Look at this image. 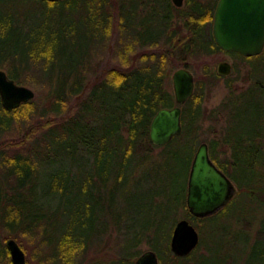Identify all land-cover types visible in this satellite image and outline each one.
<instances>
[{
  "label": "trees",
  "instance_id": "16d2710c",
  "mask_svg": "<svg viewBox=\"0 0 264 264\" xmlns=\"http://www.w3.org/2000/svg\"><path fill=\"white\" fill-rule=\"evenodd\" d=\"M44 1L69 8L72 21L84 18L93 25L86 32L88 42L83 54L82 30L74 25L64 28L65 35L58 27L28 31L24 48L14 45L0 58V67L19 83L24 71L36 70L42 89L37 98L11 109L0 100V167L5 168L3 182L0 180V264H13L3 242L9 235L25 249L19 237L34 235L33 222H51L56 213L48 204L52 192L68 195L76 187L75 194L97 196L99 202L95 204L103 210L106 205L100 201V189L109 186L124 197L120 184L147 165L156 172L167 171L174 182L178 178L179 189L174 191L171 186V193L164 190L156 195L171 197L167 205L183 207L184 216L191 222L220 215L235 195L221 210L203 217L193 215L186 204L188 172L199 142L197 128L208 119L221 126V133L208 139L211 158L237 183L238 194L260 192L264 197V49L243 55L217 45L211 31L217 0H184L181 6L171 0ZM66 23L69 24L64 18ZM113 25L116 35L108 49L116 61L104 67L93 58L100 53V44L104 43L102 50L106 49ZM222 50L245 62L244 73L239 74L237 63L231 70L238 72L235 76L231 72L219 74L205 65L202 74L195 77L193 94L182 104V131L163 145L153 143L149 138L152 116L160 107L176 103L170 89L173 69L190 68L191 59ZM219 79L224 80L227 94L217 105L203 106L205 92ZM158 146L161 148L155 152ZM79 160L88 163L85 177L74 165ZM47 171L50 185L45 187L41 176ZM97 182L98 189L94 190ZM3 184L10 189L3 188ZM14 190L19 191L18 196ZM127 198L122 199L124 203L111 223L123 238L121 243L133 241L131 250L118 256L119 262L133 264L141 251V241L153 247L159 264L208 257L209 247L199 252L200 243L184 256L171 251L168 240L177 217L171 224L164 220L148 232L135 224L141 210L126 218L128 224L123 223L128 212ZM84 200L89 212L90 200ZM65 213L71 215L70 210ZM109 225L100 230L86 222L84 228L77 229L67 223L55 229L54 235L48 237L57 241V260L61 264L73 263V256L90 245L87 241L95 240H88L89 236L100 237ZM250 256L243 264H264V256Z\"/></svg>",
  "mask_w": 264,
  "mask_h": 264
},
{
  "label": "rangeland",
  "instance_id": "374dc122",
  "mask_svg": "<svg viewBox=\"0 0 264 264\" xmlns=\"http://www.w3.org/2000/svg\"><path fill=\"white\" fill-rule=\"evenodd\" d=\"M83 3L84 1H82L81 9L84 8ZM68 12L69 8L65 9L62 5H52L44 0H0V58H3L7 51L14 49V45L20 49L24 48L25 44L23 40L26 37L25 33L28 31L35 33L36 28L58 27L61 34L65 35V29L71 28L74 25L80 27L82 30L80 31L82 39L80 48L83 54L88 42V37H86L88 34L86 32L92 28L93 24L86 22L84 18L80 21H72L68 16ZM64 18L68 20L69 24H63ZM7 33L9 35L5 37ZM115 35L113 25L112 33L107 38L106 49L102 50L104 43L100 44V50L98 51L100 53L97 52L96 58H93L95 61L98 60L104 67L110 66L116 61L112 58L111 49H108L109 45L114 41ZM101 50L105 52L103 57ZM191 60L192 66L189 69L194 73L195 77L202 74L205 65L216 69L217 64L222 60L230 61L232 66L234 63H237L236 65L241 75L247 67L240 57L223 50L207 55L204 58ZM57 67L55 66V68ZM231 73V76H235L238 72ZM23 76L22 83L32 87L35 90L34 97L37 98L42 89L36 70L32 68L24 71ZM25 76L27 77L25 78ZM237 83H241V80H238ZM170 89L173 91L171 75ZM226 94L227 87L225 86V82L223 79H219L205 92L203 106L209 108L217 105ZM220 127V124H216L209 119L205 120L197 128L199 142L203 140L208 142L209 138L219 135L221 133L219 132ZM160 148V146L155 147L154 151L158 152ZM220 157H223V155L220 154ZM75 163L77 164L74 165L79 167V169L76 168L79 170L80 176L85 177L88 163L84 160H79ZM4 169L0 167V180L2 182ZM156 171L157 169H154L152 165L144 166L137 171L133 178L128 177L119 186L120 191L125 195L124 197L126 195L128 197V202H126L128 212L125 214V221L122 222L128 224L126 218L141 210L142 213L135 220V224L144 232L155 228L159 223H163L164 220L169 225L176 217L177 220L185 217L186 210L183 207L171 208L169 204L167 205L171 197L168 198L161 194L164 190L171 193V186L174 191L179 189V184L181 187L180 181L176 178L174 182V178L167 171ZM48 174L49 171L41 176L43 177L45 187L50 185ZM234 183L237 187L235 196L233 197L235 200L232 198L233 202L224 212L215 217H206L199 223L192 221L199 232L200 245L198 246V251L206 252L207 246L209 250L206 259L198 256L192 262H185L186 264H243L245 259L251 257V253L258 258L264 256V197L260 192H256L255 194L241 192L238 194V185L235 181ZM98 186L97 182L93 186V189L97 190ZM3 188L10 189L5 184H3ZM75 189L76 187L68 195L59 194L58 196L52 192L48 198V204L50 205L51 212L55 211L56 213L51 217V222H43L44 225L39 223L42 221L33 222L35 224L34 235L23 234L19 237L25 246V249L22 248L25 251L26 259H29V264H61L57 260V253L54 252L57 241L54 240V237H48L49 235H54L55 229H59L67 223L73 224L77 229L80 227L84 228L87 222L101 230L112 223L117 211L122 207V203H124L122 200L124 197L114 192L113 188L109 186L106 188L102 187L99 194L101 196H98L100 201L106 205L102 210V208L95 204V201L99 202L97 196L92 198L87 194H75ZM157 192L161 193L156 195ZM14 194L18 196L19 191L14 190ZM80 197L82 198L81 200L79 199ZM84 199L90 200V207L92 209L89 212L83 204L85 202ZM173 202L176 203V200H173ZM65 210H70L71 215L65 213ZM8 237L14 236L9 235ZM14 238L19 242L16 237ZM42 239L46 240L42 241ZM90 239L95 240L87 241L90 245L75 254L72 259L73 263L71 264H128L119 262L117 258L122 255L121 252L126 254L131 250L130 244L133 241L126 240L128 245L125 242L121 243L120 240L123 238L118 234L114 224L109 225L107 231L100 237L96 234L94 237L93 234L89 236L88 240ZM138 247L141 250L140 253L148 248L153 249L147 241H141ZM169 255L171 256L172 252ZM128 259L131 261L133 258L131 256ZM185 263L171 261L169 264Z\"/></svg>",
  "mask_w": 264,
  "mask_h": 264
},
{
  "label": "water",
  "instance_id": "95a60500",
  "mask_svg": "<svg viewBox=\"0 0 264 264\" xmlns=\"http://www.w3.org/2000/svg\"><path fill=\"white\" fill-rule=\"evenodd\" d=\"M181 6L184 0H171ZM211 31L217 45L223 50L237 51L243 55L260 53L264 49V0H217ZM232 63L219 61L217 72L227 75ZM172 89L176 103L160 107L149 123V138L163 145L182 131V104L193 94L194 73L179 66L171 73ZM35 96V90L10 77L0 68L1 104L11 109ZM237 187L232 178L211 158L208 142H199L191 160L186 190L189 211L199 217L211 215L223 208L235 195ZM199 243V232L187 218H179L172 228L169 246L175 255L189 254ZM13 264H26L25 251L14 237L5 240ZM133 264H159L156 251H142Z\"/></svg>",
  "mask_w": 264,
  "mask_h": 264
}]
</instances>
